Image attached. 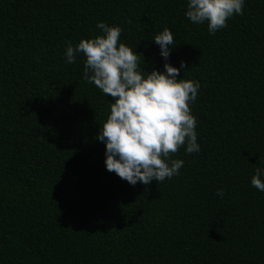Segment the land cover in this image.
Returning a JSON list of instances; mask_svg holds the SVG:
<instances>
[{
  "label": "trees",
  "instance_id": "1",
  "mask_svg": "<svg viewBox=\"0 0 264 264\" xmlns=\"http://www.w3.org/2000/svg\"><path fill=\"white\" fill-rule=\"evenodd\" d=\"M186 0H0V264H264V0L209 34ZM118 24L146 70L167 26L168 62L200 84L189 104L199 152L134 186L95 138L112 97L82 79L66 43ZM223 189V196L216 195Z\"/></svg>",
  "mask_w": 264,
  "mask_h": 264
},
{
  "label": "clouds",
  "instance_id": "2",
  "mask_svg": "<svg viewBox=\"0 0 264 264\" xmlns=\"http://www.w3.org/2000/svg\"><path fill=\"white\" fill-rule=\"evenodd\" d=\"M243 5L244 0H186L183 14L195 24L206 22L208 33L213 34L225 26L227 18L240 14ZM96 28L95 35L81 37L75 45L66 43L63 57L71 64L82 55V79L112 97L95 134L104 145L105 169L133 186L177 175L183 160L170 153L181 145L185 153L200 151L196 118L189 107L199 82L183 75L178 78L185 69L183 60L179 68L168 62L175 44L167 26L151 38L163 65L150 71L141 66L137 52L119 40L118 24L97 21ZM250 184L264 192V161L254 168ZM223 194L222 188L216 190L218 197Z\"/></svg>",
  "mask_w": 264,
  "mask_h": 264
}]
</instances>
